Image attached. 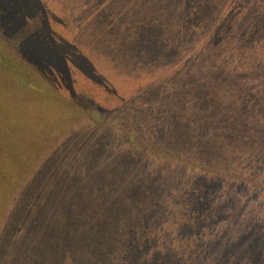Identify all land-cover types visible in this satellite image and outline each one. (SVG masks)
<instances>
[{
  "label": "rangeland",
  "instance_id": "rangeland-1",
  "mask_svg": "<svg viewBox=\"0 0 264 264\" xmlns=\"http://www.w3.org/2000/svg\"><path fill=\"white\" fill-rule=\"evenodd\" d=\"M0 264H264V0H0Z\"/></svg>",
  "mask_w": 264,
  "mask_h": 264
}]
</instances>
